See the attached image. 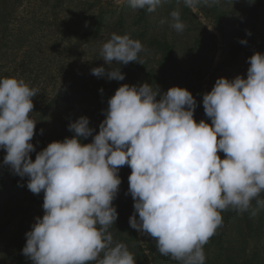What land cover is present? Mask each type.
<instances>
[{"label":"clouds","instance_id":"clouds-1","mask_svg":"<svg viewBox=\"0 0 264 264\" xmlns=\"http://www.w3.org/2000/svg\"><path fill=\"white\" fill-rule=\"evenodd\" d=\"M126 2L151 13L164 0ZM183 3L197 12L201 3L211 6L219 0ZM170 17V26L182 33L186 24L180 11L173 10ZM142 51L139 40L113 33L101 56L109 65H128ZM247 62L246 79L219 78L204 94L211 124L196 122L197 101L187 89L161 93L147 83L125 84L108 100L106 119L92 143H81L95 131L89 118L81 117L69 125L73 138L50 143L34 162L30 154L36 151L31 141L37 122L31 114L38 92L23 80L0 78L4 164L28 178L32 193H44V215L26 233L22 254L32 264H136L109 231L118 219L113 201L122 183L119 171L127 165L132 170L128 194L135 202L131 228L154 239L158 252L179 264H205L203 249L222 225V211L255 216L253 201L264 207V54ZM91 74L102 77L105 69L93 68ZM107 77L123 81L125 74L114 67Z\"/></svg>","mask_w":264,"mask_h":264},{"label":"rangeland","instance_id":"rangeland-1","mask_svg":"<svg viewBox=\"0 0 264 264\" xmlns=\"http://www.w3.org/2000/svg\"><path fill=\"white\" fill-rule=\"evenodd\" d=\"M100 7H104L101 18L98 17ZM173 10L180 11L181 20L186 24L182 33H177L170 26V13ZM18 13L22 19H18L20 23L15 28L25 26V23L31 20L40 21L36 0H24ZM90 16L94 17L92 25L101 22L100 31H97L103 37L100 44L107 42L113 33L128 35L142 43L144 51L139 54L138 61L122 65L125 84L139 87L147 83L154 91L159 89L161 93H166L172 87L187 89L197 101L194 113L197 123L204 120L211 124L210 118L205 115L203 96L211 92L217 79L233 80L237 76L246 79L250 67L248 59L256 53L264 54V0H219V3L211 6L201 3L197 12L186 7L183 0H164L151 13L131 8L126 0L119 4L114 0H47V30L56 34V37L66 38L69 36L66 32L67 26L73 25L76 19L82 22ZM71 31L78 33L75 27ZM248 32H251L250 36ZM241 40H247V44L240 43ZM56 43L60 41L53 40V45ZM0 59V78L23 80L19 76L6 77L15 65L16 58L13 53L7 54L4 60L2 57ZM114 67L117 65L114 64ZM24 79L27 85L33 86L34 78ZM40 88L44 90L45 87ZM38 96L41 100L37 102V95L33 98L34 109L31 114L32 119L37 122L36 134L31 141L36 148V151L30 154L33 162L36 155L53 142V132L68 126V122L63 120L74 116L76 118L80 114V110L76 114L70 112L72 107L69 105L61 107L54 112L59 115L58 121L54 123L55 127L47 126V90ZM159 99L158 96L157 100ZM53 109L56 110L54 107L48 112H53ZM104 113V109L98 113V120L90 126L95 129L93 136L81 138L82 144L93 142L94 136L99 133L100 124L106 119ZM44 129L49 135L47 141L40 134ZM6 154L5 150L0 149V250L6 245L4 248L8 253L13 244L21 242L26 246V233L32 230L36 218H42L44 215V193L24 192L19 184H13L20 176L15 174L9 165L4 164ZM218 155L221 159L225 158L222 152ZM131 171L127 165L119 171L122 183L118 196L113 201L118 219L116 224L109 228L114 242L124 243L133 254L136 264H179L170 256L161 255L154 239L131 228L129 219L135 212V202L128 194V177ZM10 173L15 178L9 179V185L5 186L2 182L3 175H11ZM22 179L28 182L27 177ZM256 206L253 201V208ZM221 215L222 225L210 237L204 251H213L216 243L229 234L234 238L237 235L236 231H232L240 220V213L228 209L222 211ZM146 252L149 254L146 255Z\"/></svg>","mask_w":264,"mask_h":264},{"label":"trees","instance_id":"trees-1","mask_svg":"<svg viewBox=\"0 0 264 264\" xmlns=\"http://www.w3.org/2000/svg\"><path fill=\"white\" fill-rule=\"evenodd\" d=\"M23 2L24 0H0V58L4 60L7 54L12 53L16 58L13 70L6 77L19 76L23 80L26 77L34 78L33 86L30 87L38 92L37 102L41 100L38 95L47 90V126L55 127L54 123L58 121L59 115L54 112L69 105L72 107L70 112L76 114L80 110V114L76 118L74 116L63 120L68 122L64 124L69 126L81 117H89L90 127L96 119L98 120V113L103 109L106 111L108 100L115 95L118 88L125 85V79L116 81L107 77L115 63L109 65L102 59L103 44L99 42L103 37L98 34L101 22L92 25L93 16L86 17L82 22L76 19L74 24L69 22L73 25L66 28L69 36L56 37V34L47 30V0H36L40 21L31 20L25 23V26L15 28L20 23L18 19H22L17 12ZM103 11L104 7H100L99 18ZM74 27L78 33L71 31ZM60 38L62 40H59ZM53 40L60 43L53 45ZM97 67L105 69L104 76L97 77L91 74L92 69ZM117 67H120L123 73V66ZM9 74L11 76H8ZM40 87L45 88L43 90ZM54 107L56 110L48 112ZM68 126L53 132L51 136L53 142H63L66 138L75 136L74 132L69 131ZM47 134L44 129L41 136L43 135L45 141L49 136ZM10 174L3 175L2 182L5 186L9 185V179L15 178L12 173ZM27 183L19 177L13 184H19L24 192H31L27 188ZM261 198H264V193L261 194ZM256 209L255 216L251 215V212H239L240 220L232 231H236V237L229 234L216 243L213 251H204L205 264H264V207L256 206ZM4 247L0 250V264H32V261L22 254L25 246L21 242L13 244L12 250L8 253Z\"/></svg>","mask_w":264,"mask_h":264}]
</instances>
